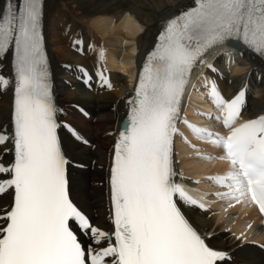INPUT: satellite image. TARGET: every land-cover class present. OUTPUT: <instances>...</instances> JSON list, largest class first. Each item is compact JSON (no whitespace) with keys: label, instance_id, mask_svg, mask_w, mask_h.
Instances as JSON below:
<instances>
[{"label":"snow or ice","instance_id":"snow-or-ice-1","mask_svg":"<svg viewBox=\"0 0 264 264\" xmlns=\"http://www.w3.org/2000/svg\"><path fill=\"white\" fill-rule=\"evenodd\" d=\"M42 17V0H2L0 58L13 59L14 115L11 132L0 131V145L11 142L12 153L0 162V194L12 192L11 204L0 208V264H222L226 253L184 211L197 200L174 181V135L190 70L207 49L238 40L264 53V0H199L158 37L128 101V126L113 145L111 230L70 195ZM99 80L112 87L102 72ZM244 95L224 98L211 86L226 128L213 142L230 162L218 181L227 189L220 198L247 200L264 214V115L243 120Z\"/></svg>","mask_w":264,"mask_h":264},{"label":"bare ground","instance_id":"bare-ground-1","mask_svg":"<svg viewBox=\"0 0 264 264\" xmlns=\"http://www.w3.org/2000/svg\"><path fill=\"white\" fill-rule=\"evenodd\" d=\"M194 0H46L44 6L43 39L46 60L51 65V83L57 107L62 150L70 161L67 176L74 202L102 228L111 230V199L109 169L114 142L129 112L128 101L134 91L147 54L155 48L157 38L172 15L193 5ZM2 6V0H0ZM227 50L211 47L210 53L195 69L189 92L206 98L208 83L204 72L216 75L219 85L229 96L244 86L249 87L248 103L243 115L264 114V53L238 46ZM137 68V73L135 72ZM211 66V67H209ZM85 70L92 72L86 84L80 79ZM110 80L111 88L101 86L99 73ZM0 76L9 80L0 85V131L11 132L14 115V66L11 55L0 62ZM85 80V78H84ZM210 92V91H209ZM188 100L187 105L190 104ZM184 108V106H183ZM182 108V109H183ZM211 111V107L208 108ZM88 111L90 116L85 115ZM184 116H190L185 109ZM186 122L181 123V129ZM179 157L175 161V177L206 176L210 191L217 189L216 174L209 156L202 161L198 148L185 136H180ZM80 140V141H78ZM210 144V151L217 150ZM11 142L0 145V162L12 159ZM201 163H204L201 166ZM222 164H225L221 161ZM180 178H183L181 175ZM186 179L190 182L189 179ZM191 183V182H190ZM195 194V192H193ZM206 202L204 199H202ZM232 199L213 204L203 211L185 205L184 211L201 232L210 238L212 246L226 253L222 264H264V222L251 211L248 221L241 207L225 204ZM12 202L10 190L0 194V208ZM83 239V237H81Z\"/></svg>","mask_w":264,"mask_h":264},{"label":"rangeland","instance_id":"rangeland-1","mask_svg":"<svg viewBox=\"0 0 264 264\" xmlns=\"http://www.w3.org/2000/svg\"><path fill=\"white\" fill-rule=\"evenodd\" d=\"M78 141H80V140H78Z\"/></svg>","mask_w":264,"mask_h":264}]
</instances>
